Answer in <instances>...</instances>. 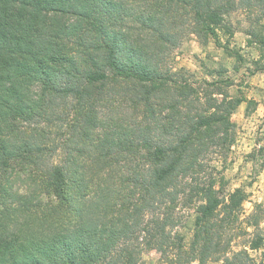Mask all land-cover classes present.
Here are the masks:
<instances>
[{"label": "trees", "instance_id": "1", "mask_svg": "<svg viewBox=\"0 0 264 264\" xmlns=\"http://www.w3.org/2000/svg\"><path fill=\"white\" fill-rule=\"evenodd\" d=\"M240 11L264 0H0V264H264V203L216 164L247 98L169 63Z\"/></svg>", "mask_w": 264, "mask_h": 264}, {"label": "rangeland", "instance_id": "2", "mask_svg": "<svg viewBox=\"0 0 264 264\" xmlns=\"http://www.w3.org/2000/svg\"><path fill=\"white\" fill-rule=\"evenodd\" d=\"M252 18L243 11L232 15L235 31L232 35L219 32L220 43L212 36L201 39L191 33L169 59L173 70L181 72L195 85L219 81L230 95L247 98L231 115L238 131L237 140L226 161L216 164L226 176L228 187L243 185L250 192L246 203L249 211L255 203H264V52L260 51L262 45L256 41L257 37H264V17L261 26L253 23ZM225 47L240 56H232ZM183 214L185 222L178 231L189 242L195 231L196 216L187 210ZM250 253L256 262L264 258V248L250 250ZM138 264H161L159 250L146 251Z\"/></svg>", "mask_w": 264, "mask_h": 264}]
</instances>
